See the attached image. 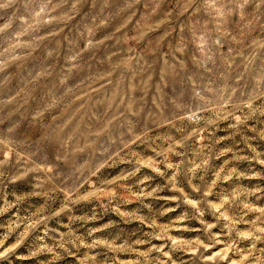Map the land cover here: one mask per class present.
Returning <instances> with one entry per match:
<instances>
[{"label":"rangeland","instance_id":"374dc122","mask_svg":"<svg viewBox=\"0 0 264 264\" xmlns=\"http://www.w3.org/2000/svg\"><path fill=\"white\" fill-rule=\"evenodd\" d=\"M0 264H264V0H0Z\"/></svg>","mask_w":264,"mask_h":264}]
</instances>
